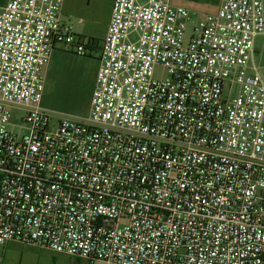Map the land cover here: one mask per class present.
<instances>
[{"label": "built area", "instance_id": "obj_1", "mask_svg": "<svg viewBox=\"0 0 264 264\" xmlns=\"http://www.w3.org/2000/svg\"><path fill=\"white\" fill-rule=\"evenodd\" d=\"M64 3L0 5V262L15 242L91 263L264 264V0L203 16L114 0L102 41ZM60 46L98 70L89 115L54 122L43 73Z\"/></svg>", "mask_w": 264, "mask_h": 264}, {"label": "rangeland", "instance_id": "obj_2", "mask_svg": "<svg viewBox=\"0 0 264 264\" xmlns=\"http://www.w3.org/2000/svg\"><path fill=\"white\" fill-rule=\"evenodd\" d=\"M7 0H0V5ZM73 30L98 41L105 35L103 15L107 7L105 2L97 7L93 0H70ZM66 47V48H65ZM64 48V49H63ZM57 50L44 75L43 106L52 114L54 122L62 118L78 119L89 115L92 93L98 70L97 55L82 56L70 46ZM165 75L163 67L155 70L156 77ZM46 254L41 261L35 259L24 264H103L58 254L56 258ZM56 255V254H55Z\"/></svg>", "mask_w": 264, "mask_h": 264}, {"label": "crops", "instance_id": "obj_3", "mask_svg": "<svg viewBox=\"0 0 264 264\" xmlns=\"http://www.w3.org/2000/svg\"><path fill=\"white\" fill-rule=\"evenodd\" d=\"M101 1L105 2V5L107 7V10H105L106 13L103 15L104 27H105L104 38H105L108 25L110 22L114 0H93V5L97 7L101 4ZM69 2L70 0H65L64 7H63V15H64L63 19L64 21L70 24H73L71 20L73 17L72 9L68 5ZM171 3L174 6L187 8L193 13L203 16V15L212 14V13L217 12L220 8L221 0H171ZM74 32L78 35H82L76 32L75 30ZM103 39H98V41H102ZM63 47L64 46H60L54 51L49 64L44 69V73H43L44 75L48 73L50 63L56 51L62 49ZM254 63L259 67L260 72L264 75V34L258 36L255 39ZM42 106H43V102H42ZM48 252H50V256L54 258H56L58 254H61V253H56L49 249L41 248L38 246L13 242V243H9L6 245L5 251H4V257H3L2 262H0V264H24L25 262H28L33 259H35L36 262L37 261L39 262L44 258L43 256H45L46 254H49ZM70 257H73V256H70ZM73 258L81 259L78 257H73Z\"/></svg>", "mask_w": 264, "mask_h": 264}]
</instances>
